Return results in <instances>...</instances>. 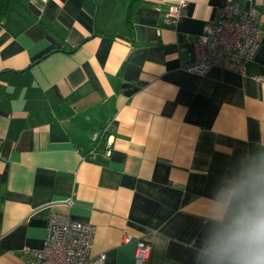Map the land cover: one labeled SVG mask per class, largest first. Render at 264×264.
Listing matches in <instances>:
<instances>
[{
	"label": "crops",
	"instance_id": "1",
	"mask_svg": "<svg viewBox=\"0 0 264 264\" xmlns=\"http://www.w3.org/2000/svg\"><path fill=\"white\" fill-rule=\"evenodd\" d=\"M10 0L0 21V264H25L53 213L94 227L91 255L197 264L250 149L264 145V0ZM258 9L244 73L184 66L220 7ZM111 126L104 153L100 130ZM70 202V203H69ZM131 240L125 242V236Z\"/></svg>",
	"mask_w": 264,
	"mask_h": 264
},
{
	"label": "built area",
	"instance_id": "2",
	"mask_svg": "<svg viewBox=\"0 0 264 264\" xmlns=\"http://www.w3.org/2000/svg\"><path fill=\"white\" fill-rule=\"evenodd\" d=\"M186 4L185 0H175L168 4L164 22L175 25ZM261 36L257 7L250 5L243 9L228 2L219 8L215 18L205 27L204 33L191 40V51L184 68L198 75L206 74L213 67L242 74L246 65L253 60ZM113 140L111 126L102 127L100 142L104 143L106 155L112 152ZM93 235V225L53 213L48 221L43 246L33 250L25 264H104V253L90 254ZM124 240H131V236L126 235ZM150 251L147 240L137 239L134 264H146Z\"/></svg>",
	"mask_w": 264,
	"mask_h": 264
},
{
	"label": "clouds",
	"instance_id": "3",
	"mask_svg": "<svg viewBox=\"0 0 264 264\" xmlns=\"http://www.w3.org/2000/svg\"><path fill=\"white\" fill-rule=\"evenodd\" d=\"M209 264H264V180L259 176L207 251Z\"/></svg>",
	"mask_w": 264,
	"mask_h": 264
},
{
	"label": "trees",
	"instance_id": "4",
	"mask_svg": "<svg viewBox=\"0 0 264 264\" xmlns=\"http://www.w3.org/2000/svg\"><path fill=\"white\" fill-rule=\"evenodd\" d=\"M9 4H10V0H0V21L7 14L8 9H9ZM137 4L138 3L135 0H133L128 6V9H127V21L128 22H130V18L134 13V10ZM249 164H250V178L248 181L238 184V186L235 188V192L227 207L224 220L222 221V224L220 226L218 233L222 230L224 224L227 223L228 219L237 209L238 205L245 198V196L247 195L249 191L250 186L253 184L257 176H259L262 180H264V145H252L251 146ZM213 239L206 245L205 249H203L201 253L199 254L197 264H209L207 251L210 249Z\"/></svg>",
	"mask_w": 264,
	"mask_h": 264
}]
</instances>
